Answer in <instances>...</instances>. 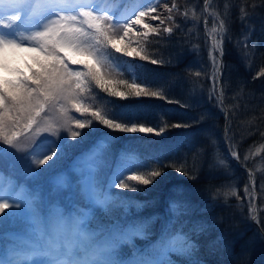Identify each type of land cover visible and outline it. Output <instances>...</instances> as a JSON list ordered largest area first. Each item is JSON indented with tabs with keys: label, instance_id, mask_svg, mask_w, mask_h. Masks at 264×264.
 <instances>
[{
	"label": "trees",
	"instance_id": "obj_1",
	"mask_svg": "<svg viewBox=\"0 0 264 264\" xmlns=\"http://www.w3.org/2000/svg\"><path fill=\"white\" fill-rule=\"evenodd\" d=\"M172 2L173 0H159L156 4L158 13L167 17L169 13L163 9V4L171 7ZM175 2L179 11L173 10L171 13L174 19L165 20L164 25H152L159 26L160 35L149 33L144 38L137 35L138 32L133 28L130 38L138 44L141 55L149 57L142 60L134 53L137 60L135 79L125 64L120 63L117 56L119 52L103 38L99 45L101 64L96 65L92 57L74 54V58L87 60L89 64L100 67L106 78L113 82L110 87L117 91H127L119 83L126 80L128 83H141L150 91L162 93L167 100L144 96L115 97L90 82L83 92L73 93L76 102L81 103L88 112H76L69 100H61L54 108L46 109V114L38 118V124L33 125L29 131L21 132L14 141L24 142L23 148L17 151L16 163L6 168L7 162L0 159V168L4 170L1 171L2 178H19L20 170V180L23 183L29 182L24 174L29 166L28 158L33 149L47 140L43 138L44 133L31 135V132L47 128L48 122L45 119L54 111L58 115L53 117L54 123L49 128L56 131L55 143L64 150L63 158L56 163L60 165L57 168L96 146L93 153L98 164L94 170L96 184L107 177L105 174L109 165L128 157L137 161L136 174L146 175L150 170L168 164L183 166L188 173L184 175L174 167H165L164 174L157 177L153 184L145 186L130 182L135 184L138 191L110 189L116 204L110 213H98L100 222L108 221L116 226L131 219L137 225L145 220L148 224L142 236L134 237L136 246L122 249L120 258L133 259L137 258L134 254L152 251L155 248L152 240L171 221L168 226L178 232L183 228L194 245L185 255H174L180 264H195L196 261L199 264H264V232L260 230L264 227V192L261 191L264 177H261L259 169H251L250 163L242 157L238 148L232 146V139L238 138L236 142L243 146L259 148L258 152L264 162V136H261V132H264V76H257L264 68V0H208L206 9L204 0ZM240 8L248 13L243 19ZM95 14L100 17L114 16L109 13ZM145 18L148 19L147 22H154L149 16ZM221 19L226 21L223 32L220 29ZM126 21H129L127 17L117 20L112 17L111 23L118 27L113 29L105 25V30L114 35ZM164 27H171L172 33L163 32ZM26 34H30V31L26 30ZM120 34L122 35V31ZM246 36L247 48L243 44H237V41H245ZM213 45L216 49L223 48L222 56L213 50ZM210 52L217 55L220 69V78L215 87ZM245 52L248 53L247 56L244 55ZM29 55L22 52V57ZM19 58H12L10 53L6 55L11 66L17 63L22 66ZM152 59L162 62L153 64ZM67 63L73 72L87 71L83 64L74 65L70 60ZM197 72L201 75L197 76ZM11 76L12 73H2L0 70V77ZM168 100L172 103H168ZM94 110L107 117L115 115L118 122L164 127L165 131L163 135L156 136L108 129L91 116ZM75 119L91 120L93 123L82 130L76 129ZM176 123L189 126L171 127ZM69 129L80 131L81 135L73 139ZM36 144L38 145L35 146ZM211 145L220 146L226 158L239 170L232 171L234 177H239L236 185L223 181L232 178V175L220 171L219 164L209 155L214 153ZM8 147L10 146L0 140V149ZM232 150L237 152L239 159L231 156ZM57 154H60L59 149ZM19 159L22 162H18ZM48 163L51 164L52 161ZM47 165L41 167L47 169ZM57 168L46 171L44 177ZM249 172L255 179V212L249 208L251 198L236 191L238 189L240 192L243 182L251 187ZM132 174L127 173L124 178ZM37 178H33L34 182H37ZM230 189L232 195H226L224 192ZM42 193L40 200L44 202L46 196L44 191ZM120 199L130 201L129 210L123 211V207L119 206ZM173 202H179L181 206L173 209ZM83 203L90 208L88 202ZM43 205L44 208L39 210V218L47 222L46 213L50 209L45 202ZM67 212L74 215V207H67L65 213ZM253 215L259 223L252 219ZM95 225L90 223V227ZM198 226H203L204 230L194 231ZM17 230L20 233L15 235ZM34 234L28 218L22 219L20 215L6 217L0 222V255L5 258L13 248L24 253L29 245L37 242ZM183 240L184 236L177 244Z\"/></svg>",
	"mask_w": 264,
	"mask_h": 264
},
{
	"label": "snow or ice",
	"instance_id": "obj_2",
	"mask_svg": "<svg viewBox=\"0 0 264 264\" xmlns=\"http://www.w3.org/2000/svg\"><path fill=\"white\" fill-rule=\"evenodd\" d=\"M204 5L206 9L208 0H204ZM163 9L169 13L167 17L159 14L158 5H154L150 0L144 10L138 12L134 21H126L120 27V31H115L113 35L105 30V25L113 29L118 27L111 23L112 17L107 15L100 17L92 10H82L78 15H64L62 14L64 12L63 8L41 10L37 0H0V69L12 73L11 77H0V140L14 148V141L21 135V132L31 130L33 125L38 124V118L42 114H46V109L54 108L61 100L71 101L78 113L88 112L87 108L76 102L73 93L83 92L90 82H94L103 91L115 97L127 98L134 96L138 98L144 96L167 100V97L162 93L150 91L141 83H128L126 80L119 81V83L123 84L127 91H117L115 88L110 87L113 82L106 78V74L101 71L100 67L89 64L87 60L74 58V54H79L84 57H92L96 65L101 64L99 45L102 43L101 38H103V40L111 42L112 48L117 52L123 51L129 57L135 53L142 60L149 59V57L141 55L135 48L128 51L126 48L117 47V44L121 40L130 37L134 25H142L143 29L146 30L143 33H136L144 38H147L149 33L160 35L159 26L153 27L150 23L144 22V18L149 16L152 20H159L160 25H164L165 20L172 21L174 19L171 15L173 10L179 11L175 0H173L171 7L166 3L163 4ZM240 12L241 19L248 15L244 8H240ZM153 13L157 14L152 15ZM52 15H55L56 19H51ZM28 16L33 17L38 28L41 25L43 26L41 30L32 33L31 42L25 45L16 38L17 28L19 27L17 22L22 23ZM44 21H47V23H44ZM225 24L226 21L221 19V32L225 30ZM162 30L166 33H172L173 31L171 27H164ZM121 31L122 35L120 34ZM247 41L248 37L246 36L245 41H237V44H243L247 48ZM213 50L218 51L219 55H223L222 47L216 49V46L213 45ZM19 52L30 55L19 58L22 60V66L19 63L11 66L7 62L5 54L11 53L15 58ZM209 55L214 68L212 79L215 87L220 78L218 57L212 52ZM244 55L247 56L248 53L245 52ZM67 60H70L74 65L83 64L87 71L73 72ZM161 62L156 59L151 60L153 64ZM196 75L199 76L201 73L197 72ZM257 76H264V68L257 73ZM220 95L223 96L222 90ZM167 102L172 103L171 100ZM220 102L222 103V99ZM91 116L108 129L119 130L120 132H155L156 135H161L165 131L164 127H161L157 132L155 128L145 127L142 124L131 123L129 125L127 122H118V117L115 115L107 117L98 110L92 111ZM92 123L91 120L75 119L76 129L82 130L91 126ZM188 126L181 123L171 125L174 128ZM16 129H20V131ZM9 130H11L10 133ZM69 131L73 139L81 135L80 131H72L71 129ZM261 136H264V132H261ZM57 149L60 150L59 155ZM4 151L6 150L0 149V155H3ZM231 155L239 159L236 151L232 150ZM41 156L42 158H37L34 161L35 167L30 169L32 178H37L45 171L54 168L56 163L63 158L64 150L61 145L50 143L41 152ZM248 158V156L244 157L245 160H248ZM49 161H52V163L49 164ZM45 164H48V169L41 167ZM165 167H174L177 172H182L184 175L188 174L183 166L177 167L175 164H168L150 170L146 175L133 172L125 179L126 165L121 164L118 165L116 171L110 177L108 188L138 191L139 189L135 184L130 182H137L145 186L153 184L157 177L164 174L163 168ZM249 180L251 187L246 184L244 192L246 196L251 198L249 200L250 210L255 212L256 188L255 179L251 172H249ZM82 189V194L89 201L91 211L85 209L83 211L77 210L75 215H59L52 222L41 220L36 215L32 202L27 198L6 196L3 190L0 189V201H2L0 202V222L6 217L21 215L22 209L29 211L31 212L29 222L37 235V242L29 245L27 251L23 254L13 248L10 249L12 253L10 259L5 260L0 255V264H173L170 258L172 255L183 256L193 249L194 245L190 237L183 232V228L179 230V234L184 236L183 242L179 245L175 242L177 233L169 229L168 223H171L169 221L162 230L158 246L152 251L134 254L137 258L133 259L120 258L118 249L129 243L133 237L142 236L146 232L148 227L146 220L132 229L113 225L90 230V222L95 211L100 210L105 214L110 213L112 207L116 204V200L109 191L98 188L94 176L89 179L87 185L82 186ZM261 191L264 192V184H261ZM119 206L126 207L131 206V204L127 199H120ZM180 206L179 202L171 204L173 209ZM252 219L257 220L255 215L252 216ZM257 223H259V220H257ZM203 230V226L194 229V231ZM260 230L264 232V227ZM195 264H199V261H196Z\"/></svg>",
	"mask_w": 264,
	"mask_h": 264
},
{
	"label": "rangeland",
	"instance_id": "obj_3",
	"mask_svg": "<svg viewBox=\"0 0 264 264\" xmlns=\"http://www.w3.org/2000/svg\"><path fill=\"white\" fill-rule=\"evenodd\" d=\"M158 1L159 0H151V3L156 5ZM149 2L150 0H37V3L40 6L41 10L46 9V8H63L64 12L62 14L64 15H67V14L78 15L79 12L82 10H92L95 13L96 12L109 13V14L114 13L115 17L114 16L112 17L116 20L124 19L127 17L131 21L135 20V17L136 15H138V12L144 10V8L149 4ZM50 18L54 20L56 19V16L52 15ZM147 20L148 19L145 18L144 22H147ZM17 23L19 27L17 28L16 38L25 45L31 42L30 37L32 33L34 31L41 30L43 26L41 25L40 28H38L32 16H28L27 18H25L22 23L21 22H17ZM44 23H47V21H44ZM147 23H150L151 25H159L160 21L154 20V22H151V20H149V22ZM133 28H135L136 32L138 33L144 31L142 25H134ZM26 30H29L30 34L25 35ZM117 47L122 48V49L126 48L128 51H131L132 48H135L137 51L139 49L138 44L134 41L133 38H130V37L124 40H121L117 44ZM6 55L7 53L5 54V57ZM10 55L12 58H14L11 53ZM18 56L22 57V52L17 53L16 57ZM117 56H118V59L120 60V63L125 64L126 68L131 72L133 78L135 79L136 76L134 73V69H135L137 60L134 54L131 57H129V56H126L124 52L122 51V52H119ZM72 67L74 68L73 65ZM0 70L2 71V73L7 72L3 69H0ZM55 115H58V114H56L53 111V113H51L50 115L46 117L45 120L46 122H48L46 124L47 128H44L41 126L42 128L40 130L31 132V135L35 133H44L45 136L43 138H47V140L45 142H42V144L40 145H38L39 143L36 144L35 146L37 145L38 146L31 151L30 158H28L29 166H27L26 169L24 170L25 171L24 174L28 178L29 182L23 183L20 180V176H21L20 170H19V178L6 177V176L2 178L1 171H4V170L0 168V189L3 190V193L6 196L11 195L16 198H21V199L27 198L28 200H30L33 204V207L35 208V212L38 217L40 216L39 210L41 208H44L43 204L45 202L46 204H48L49 209H50V212H47V213L45 212L47 214V218H46L47 222L54 221L55 218L59 215H67V213L65 212H66L67 207L69 206L74 207V215L77 212V210L83 211L85 209H88L89 211H91V209L87 208L83 203V201L88 202V203L89 201L82 194L83 192L82 186L87 185L89 179L95 176L94 170L97 167L96 165H98L94 158L95 156L93 155V151H96V148H94L93 151L89 150L85 152L84 154L81 153L80 155H77L76 158L69 161L65 166L57 168L60 165L56 164L54 168H57V169H55L54 171H51L44 177L45 172H46L45 171L41 176L37 178V182H34L31 176V173H30L31 167H35L34 161L37 158H42L41 152L44 149H46L50 143H55L57 140L56 138H54L56 136V131L55 130L52 131L49 128V126H51V124L54 123L53 117ZM155 129L157 132L160 130V128H155ZM150 134H155V132L150 133ZM232 140H233L232 146L235 148H238L243 158L245 156L249 157L248 160L246 161L250 163L251 169H255V170L259 169V171H261V177L263 178L264 177V162L262 160L261 153L258 152L260 151V149L251 147L250 145L243 146L242 143L236 142L238 138H234ZM14 143H15L14 148L12 147L6 148L4 149L6 151H4L3 155H0V159L7 162L5 166L6 168H10L14 164V162L18 158L17 151L21 150L24 146V142L22 141H16ZM211 148L213 149L214 153H210L209 155L219 164L218 166H219L220 171H224L225 173H229L232 175V178L224 179L223 181L231 185H236V182L238 181L239 177H234L232 174V171H235L238 169H236L230 163V161L226 158L220 146L215 147L211 145ZM30 149H32V147ZM217 149H219V152H217ZM18 162H22V161L19 159ZM121 164L126 165L124 176L127 173L137 172V161L136 160L131 159L129 157L119 160L118 162L108 166L109 168L106 170L108 172H106L105 174V176L107 177L104 179V181H99L97 183L98 188L103 189L105 191H109L111 193V190L108 188L110 177L116 171L118 165H121ZM46 168L48 169V165L46 166ZM50 170L51 169L47 170V172H49ZM139 171H140V168H139ZM245 185L246 183L243 182L242 185L240 186V192L238 189L236 190L238 194L245 193L244 192ZM231 190L232 189L227 190L224 193L226 195H232ZM42 191H44L45 196H46V198L44 199V202L43 200H40L41 195L43 197ZM9 202H11V200H9ZM122 209L123 211H126V210H129L130 207L126 206V207H123ZM98 213L103 214L104 212L100 210L95 211L93 218H92L93 220H91L90 223H95L96 225L90 227V230H96L100 227H111L112 224L108 223V221H105V222L99 221ZM20 218L22 219L28 218V221H30L31 213L29 211L22 209V214L20 215ZM115 222H117V220H115ZM116 226H119L121 228L132 229L135 226H137V224L131 219H126L124 220L123 223L117 224ZM168 227L170 230L175 231L177 233L175 237V242L178 243L177 242L178 238L181 237V235L174 228L170 227V225ZM18 233H20V230H17L14 234L17 235ZM161 234H162V231L157 237H155L152 240L153 242H155V247L158 246V242L161 238ZM34 235L37 236L36 233ZM135 246H136V243L133 237V239L129 243L122 245L120 249H118L119 257L122 252V249H125V247L130 249V247L133 248ZM142 253H145V252H142ZM11 257H12V253H9L4 259L8 260ZM170 258L173 261V264H180L179 262L176 261L174 255H172Z\"/></svg>",
	"mask_w": 264,
	"mask_h": 264
}]
</instances>
